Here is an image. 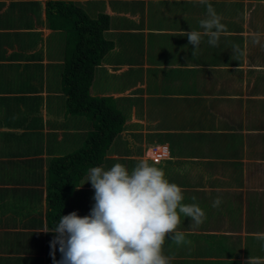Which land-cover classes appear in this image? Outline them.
Returning <instances> with one entry per match:
<instances>
[{"label": "crops", "instance_id": "1", "mask_svg": "<svg viewBox=\"0 0 264 264\" xmlns=\"http://www.w3.org/2000/svg\"><path fill=\"white\" fill-rule=\"evenodd\" d=\"M62 2L107 17L112 46L90 93L123 117L100 162L75 176L70 209L83 217L95 203L83 184L90 168L131 172L144 159L207 217L197 226L181 215L185 242L162 247L170 264L264 261V0H209L226 31L218 47L205 36L195 55L183 32H203L200 0H0V264H45L52 159L81 149L92 131L87 115L65 106L61 73L74 36ZM160 145L167 156L154 163L146 154Z\"/></svg>", "mask_w": 264, "mask_h": 264}, {"label": "clouds", "instance_id": "2", "mask_svg": "<svg viewBox=\"0 0 264 264\" xmlns=\"http://www.w3.org/2000/svg\"><path fill=\"white\" fill-rule=\"evenodd\" d=\"M200 2L207 6L206 18L199 21L203 32H183L193 46L192 55L205 36L209 45L218 47L226 31L209 0ZM253 43H259L258 36ZM233 51L238 52L239 47L234 45ZM89 181L95 201L89 215L81 217L73 211L61 216L54 228L42 231L56 234L51 241L53 264H170L173 258L163 255L162 247L166 238L177 245L185 242L184 234L177 231L181 215L197 226L207 219L198 204L181 203L182 188L170 183L162 168L144 159L131 172L120 163L109 170L92 167L83 184ZM222 202L217 197L212 207L218 208ZM257 239L264 241V234H257ZM57 244L59 261L55 258ZM247 264L264 261L250 257Z\"/></svg>", "mask_w": 264, "mask_h": 264}, {"label": "trees", "instance_id": "3", "mask_svg": "<svg viewBox=\"0 0 264 264\" xmlns=\"http://www.w3.org/2000/svg\"><path fill=\"white\" fill-rule=\"evenodd\" d=\"M67 7L69 22L70 53L64 62L61 81L66 92V100L71 113H84L92 120V131L81 149L54 157V175L47 179L46 224L54 228L61 216L72 212L67 200L73 190L75 176L84 174L89 166H95L113 136L117 134L123 117L110 105L109 97L95 98L90 93L93 70L100 63L104 53L112 46L105 36L107 17L99 15L90 18L86 13L75 14L71 2H62ZM56 234L45 233V264H53L51 241ZM55 258L61 259L59 244L55 248Z\"/></svg>", "mask_w": 264, "mask_h": 264}, {"label": "built area", "instance_id": "4", "mask_svg": "<svg viewBox=\"0 0 264 264\" xmlns=\"http://www.w3.org/2000/svg\"><path fill=\"white\" fill-rule=\"evenodd\" d=\"M167 156L166 146L160 145L156 146L152 149V154L150 155V159L154 163H158L161 159Z\"/></svg>", "mask_w": 264, "mask_h": 264}, {"label": "rangeland", "instance_id": "5", "mask_svg": "<svg viewBox=\"0 0 264 264\" xmlns=\"http://www.w3.org/2000/svg\"><path fill=\"white\" fill-rule=\"evenodd\" d=\"M66 106V110H67V112H68V114H69V108H68V105L66 104L65 105ZM84 114V113H83ZM86 115V114H85ZM75 151V150H74ZM74 151H72V152H74ZM69 153H71V152H69ZM148 157L150 156V155H148V154H146ZM75 178H77V177H75ZM77 183H72V187H73V189L75 188H77ZM71 192H74V190H72ZM71 196H72V194H71ZM71 196L68 198V200H67V204H69V205H75V203L73 202V201H71ZM73 211H75V210H73ZM72 211V212H73ZM76 212V211H75ZM18 264L20 263V261H18L17 262Z\"/></svg>", "mask_w": 264, "mask_h": 264}]
</instances>
